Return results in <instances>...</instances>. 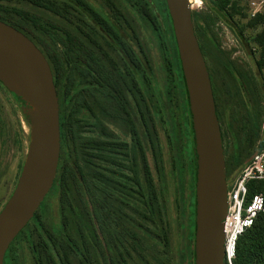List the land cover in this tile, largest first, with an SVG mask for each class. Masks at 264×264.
<instances>
[{
	"label": "rangeland",
	"instance_id": "obj_1",
	"mask_svg": "<svg viewBox=\"0 0 264 264\" xmlns=\"http://www.w3.org/2000/svg\"><path fill=\"white\" fill-rule=\"evenodd\" d=\"M48 1L55 11L38 7L30 0H0V15L6 19L9 12L7 18L11 23L20 26L42 50L50 43V34L62 33L59 27L74 33L91 28L87 13L75 10L62 0ZM86 1L117 21L132 44L140 45L150 61L153 74L150 96L139 97L160 161L158 171L141 122L131 113L154 184L164 188L170 249L168 253L163 252L155 241L158 239L156 224L152 215L149 218V210L145 213L137 209L143 204L134 193L133 167L127 162L123 148V143L130 145L129 137L120 122L105 117V112L101 115L95 108L90 110L92 101L88 100L85 88L90 77L86 73L76 86V90L82 89L70 119L69 145L66 149L60 148L62 161L67 162L75 176L66 174L54 181L35 215L10 246L6 264H56L55 260H63V264H193L195 199L188 182L194 144L183 113L181 92L169 81L163 56L141 21L149 18L143 11V0H125L131 8L123 0ZM201 1L189 0L192 12H197L202 19L209 13L213 20L215 15L222 17L201 33L199 41L210 75L225 163L237 167L253 153L264 123V62L257 64L259 48L253 42L255 34L264 27V2L254 6L257 12L252 15L250 0H238V10L230 9V16L226 17L223 12L216 14L209 0ZM12 11L29 13L46 30ZM257 15H262L261 20L249 25V20ZM108 52L113 55L112 51ZM106 65L107 69L112 67V63ZM72 82L66 81L64 89L59 90L62 108L70 106L63 96ZM255 121L260 123V130L254 131ZM103 125L107 127L106 132L102 130ZM30 127L29 106L0 82V208L19 176L30 140ZM109 133L113 135L110 137ZM134 154L138 163L139 155ZM88 165H96L105 174L95 183L103 193V207H110L117 220V239H109L94 216L93 203L81 174Z\"/></svg>",
	"mask_w": 264,
	"mask_h": 264
},
{
	"label": "trees",
	"instance_id": "obj_2",
	"mask_svg": "<svg viewBox=\"0 0 264 264\" xmlns=\"http://www.w3.org/2000/svg\"><path fill=\"white\" fill-rule=\"evenodd\" d=\"M30 1L38 7H42L49 11H55L52 6L53 4L48 0ZM62 1L71 5L75 10L78 9L81 12L87 13L91 21V28H89L88 31H78L74 33L70 29L59 27L62 33L58 34L53 32V34H50L48 36L50 43L42 50L30 36L21 30L20 26L10 22L11 25L28 36L39 47L50 65L59 105L60 148L64 146L66 149L69 145L68 136L72 127L70 119L74 114L76 104L79 102L78 96L82 89L76 90V86L77 83H79V78L87 73L90 79L89 84L85 88L88 100L90 98L92 101L89 105L90 110L95 108L101 115L105 112V117L120 122L125 128L131 146L127 142L123 143L124 155L127 157V162L133 167V175L135 178L132 187L135 188L134 193L137 194L138 200L143 204L142 207L137 206V209L140 211L145 210V213L147 212L146 209H148L150 213L149 218L151 215L154 217L156 224L154 229L158 238L155 241L161 246L163 252L168 253L170 249L168 235L169 222L167 220V207L162 192L164 188H162L161 184H154L152 173L140 140L139 131L137 130L131 113L132 111L141 122L144 136L154 154L155 170L158 171L159 168L157 167H160V161L157 160L154 151V143L150 135L151 129L144 117V112L141 109V99L139 97L142 95L150 96L149 87L151 79L153 78L150 61L143 48L140 45L134 46L130 37L124 32V29L107 13L92 7L86 0ZM123 2L125 6L131 8L125 0H123ZM143 3L145 6L143 11L149 18L144 20L141 19V21L146 24V30L149 31L151 39L155 42L157 49L163 56V67L169 77V81L174 82L177 90L181 92L184 100L183 113L186 116L190 133H192L187 93L165 0H143ZM209 3L213 8L212 10L216 11V14L223 12L226 17L230 16V9L238 10V0H209ZM14 13L19 16V18L30 21L35 27L46 30L41 27L37 19L32 17L29 13L21 11H15ZM191 14L195 36L203 53V47L199 41L201 33H203L212 22L214 23L215 19H221L222 17L220 15H215L213 20L212 14L209 13L202 19L197 12H192ZM261 18L262 15H257L250 19L248 24L255 25ZM0 20L6 21L3 15H0ZM50 26H53V24ZM78 36L85 40L78 39ZM253 42L259 48L260 60L257 61V64L261 65L264 62V27L255 34ZM103 43L105 44L103 45ZM108 50L112 51L113 55H110ZM96 52L99 56H97ZM108 62L112 63L110 69L106 68ZM70 80L73 81L71 84L72 86L63 97L67 98L70 102L69 105L71 108L69 106V108L66 109L61 106L59 90L62 91L64 89V83ZM121 118H123V121ZM253 129L254 131L257 129L260 130V123L258 121L255 126L253 125ZM102 130L106 132L107 127L103 125ZM108 135L111 137L113 134L109 133ZM260 148V144L256 145L249 159L254 152ZM136 152L139 155L138 163L137 156L134 154ZM192 155L194 157L191 159L190 163L188 188L194 194L195 155L193 151ZM249 159L240 163L237 167L235 165L232 167L226 166L225 163L226 180H229L249 161ZM136 163L138 166L137 170L135 168ZM235 163L237 162L235 161ZM66 174L73 177L75 176L70 166H67V162L62 161L59 152V160L53 183L57 178H63ZM81 174L85 189L90 196L91 203H93V213L98 224L103 225L101 227L106 230L109 239H117V220L114 218V213L110 207H103L101 202V194L103 193L99 192L100 189L95 183L98 177H105V174L99 171L96 165H88ZM247 189L248 196L258 193L261 194L264 199V180L248 181ZM166 190H168L167 185L165 191ZM140 198H142L144 202H142ZM192 226H194L193 222ZM191 254L192 261L193 251H191ZM64 255L66 254L64 253ZM59 257H63V253H61ZM55 262L56 264H63V260H55ZM234 264H264V213L258 214L252 225L238 237Z\"/></svg>",
	"mask_w": 264,
	"mask_h": 264
},
{
	"label": "water",
	"instance_id": "obj_3",
	"mask_svg": "<svg viewBox=\"0 0 264 264\" xmlns=\"http://www.w3.org/2000/svg\"><path fill=\"white\" fill-rule=\"evenodd\" d=\"M187 93L195 155L193 264H224L225 159L210 75L188 0H165ZM0 82L29 106L30 140L0 209V264L49 192L59 152V105L50 65L24 33L0 20Z\"/></svg>",
	"mask_w": 264,
	"mask_h": 264
},
{
	"label": "built area",
	"instance_id": "obj_4",
	"mask_svg": "<svg viewBox=\"0 0 264 264\" xmlns=\"http://www.w3.org/2000/svg\"><path fill=\"white\" fill-rule=\"evenodd\" d=\"M200 3L202 2L199 0ZM264 0H250L252 15ZM256 150L249 161L239 169L229 180H226L227 211L223 227L224 264H234L236 242L238 237L249 228L258 214L264 213V199L261 194L248 196L247 182L264 180V123Z\"/></svg>",
	"mask_w": 264,
	"mask_h": 264
},
{
	"label": "flooded vegetation",
	"instance_id": "obj_5",
	"mask_svg": "<svg viewBox=\"0 0 264 264\" xmlns=\"http://www.w3.org/2000/svg\"><path fill=\"white\" fill-rule=\"evenodd\" d=\"M7 13H9V12H6V21H3V22H5V23H7V24H9V25H11L10 24V22H11V20L9 19V18H7V17H9L8 15H7ZM16 15V14H15ZM17 16V15H16ZM2 21V20H1ZM11 26H13V25H11ZM14 27V26H13ZM16 28V27H15ZM17 29V28H16ZM203 54V53H202ZM204 60H205V58H204ZM206 63V62H205ZM207 66V65H206ZM208 69V68H207ZM257 122L255 121L254 122V126H255V124H256ZM221 139H222V135H221ZM222 145H223V141H222ZM11 195V193L9 194V196ZM9 196L6 198V201H7V199L9 198ZM5 201V202H6ZM5 204V203H4ZM4 204H3V206H4ZM2 206V207H3ZM1 207V208H2ZM0 208V209H1ZM15 240V239H14ZM14 240L12 241V243L14 242ZM12 243L9 245V247H8V249L6 250V252H5V255H4V260H3V264H6V260H7V258H8V256H9V248H10V246L12 245Z\"/></svg>",
	"mask_w": 264,
	"mask_h": 264
},
{
	"label": "bare ground",
	"instance_id": "obj_6",
	"mask_svg": "<svg viewBox=\"0 0 264 264\" xmlns=\"http://www.w3.org/2000/svg\"><path fill=\"white\" fill-rule=\"evenodd\" d=\"M189 1V0H188ZM189 4H190V2H189Z\"/></svg>",
	"mask_w": 264,
	"mask_h": 264
}]
</instances>
